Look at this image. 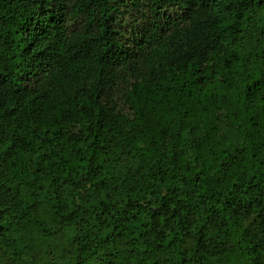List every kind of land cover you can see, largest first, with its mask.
Segmentation results:
<instances>
[{
	"label": "trees",
	"instance_id": "trees-1",
	"mask_svg": "<svg viewBox=\"0 0 264 264\" xmlns=\"http://www.w3.org/2000/svg\"><path fill=\"white\" fill-rule=\"evenodd\" d=\"M0 264H264V0H0Z\"/></svg>",
	"mask_w": 264,
	"mask_h": 264
}]
</instances>
